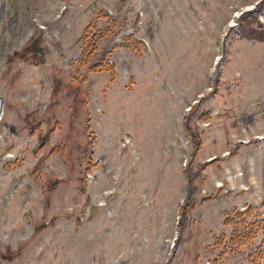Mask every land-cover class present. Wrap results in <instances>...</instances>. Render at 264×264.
<instances>
[{"label":"rangeland","instance_id":"1","mask_svg":"<svg viewBox=\"0 0 264 264\" xmlns=\"http://www.w3.org/2000/svg\"><path fill=\"white\" fill-rule=\"evenodd\" d=\"M262 31L264 0H0V264H264Z\"/></svg>","mask_w":264,"mask_h":264},{"label":"water","instance_id":"2","mask_svg":"<svg viewBox=\"0 0 264 264\" xmlns=\"http://www.w3.org/2000/svg\"><path fill=\"white\" fill-rule=\"evenodd\" d=\"M3 103H4V98L2 95H0V118L3 112Z\"/></svg>","mask_w":264,"mask_h":264},{"label":"trees","instance_id":"3","mask_svg":"<svg viewBox=\"0 0 264 264\" xmlns=\"http://www.w3.org/2000/svg\"><path fill=\"white\" fill-rule=\"evenodd\" d=\"M27 49V48H26ZM34 52H39L40 50H42V48L40 46H34L33 48H31ZM29 50V49H28Z\"/></svg>","mask_w":264,"mask_h":264}]
</instances>
